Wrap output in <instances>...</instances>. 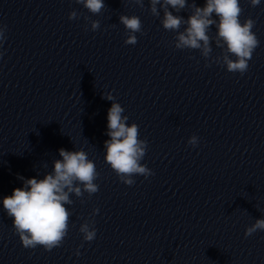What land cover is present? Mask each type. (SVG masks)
I'll list each match as a JSON object with an SVG mask.
<instances>
[{"label": "clouds", "instance_id": "1", "mask_svg": "<svg viewBox=\"0 0 264 264\" xmlns=\"http://www.w3.org/2000/svg\"><path fill=\"white\" fill-rule=\"evenodd\" d=\"M128 2L144 7V0ZM148 2L151 15L160 18L163 28L177 33L174 41L176 49L199 50L202 57L207 60L213 51L211 41L214 40L216 47L222 49V53L214 57L213 62L226 66L227 71L231 73L239 72L243 75L247 72L248 62L260 41L252 31L255 20L250 17L243 23L240 20L243 13L240 0H206L203 7H198L195 0L190 4L188 0ZM75 3L82 5L93 15L100 14L105 8L104 0H75ZM260 3L261 0H249L252 7L259 6ZM185 8L191 9L187 19L172 11L181 13ZM79 15L73 10L68 18L75 20ZM213 16L218 19H214ZM84 19L88 21L90 18L85 16ZM119 20L127 31L124 43L134 46L138 42L136 33L143 34L140 18L135 15H121ZM90 23L92 31L100 28V21L91 20ZM182 25L186 27L180 31ZM213 25L217 29L214 37L209 35ZM6 31L7 26L0 24V43L6 39ZM103 98L112 101L107 113L106 134L110 139L104 142L106 149L104 159L123 184L132 186L135 183L134 176L140 175L147 179L154 175L147 165L141 163L148 149V141L139 138V126L135 122L130 125L127 123L129 117L122 115L125 109L120 103L115 102L111 93L103 94ZM198 143L199 138L196 135L188 140L192 147H196ZM58 151L62 159L53 161L52 172L45 173L42 179L18 177L23 180V187L15 188L11 195L3 198V209L12 219L15 233L18 234L24 248L35 249L40 246L51 252L54 248L60 247L69 231L72 213L65 205L73 204L70 194H75L79 198L85 192L91 196L99 191V185L95 183L99 173L86 151L82 148L75 151L61 148ZM98 212V208L93 209L92 215L95 216ZM94 224L95 221L90 220L80 225L79 231L83 234L84 241L91 242L95 239L97 230ZM257 231H264V218L256 219L246 228L245 238ZM76 255H80L79 250Z\"/></svg>", "mask_w": 264, "mask_h": 264}]
</instances>
